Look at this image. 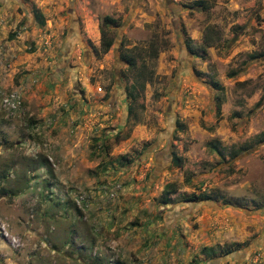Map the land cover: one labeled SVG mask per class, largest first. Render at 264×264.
<instances>
[{
	"label": "rangeland",
	"instance_id": "1",
	"mask_svg": "<svg viewBox=\"0 0 264 264\" xmlns=\"http://www.w3.org/2000/svg\"><path fill=\"white\" fill-rule=\"evenodd\" d=\"M0 264H264V0H0Z\"/></svg>",
	"mask_w": 264,
	"mask_h": 264
},
{
	"label": "trees",
	"instance_id": "2",
	"mask_svg": "<svg viewBox=\"0 0 264 264\" xmlns=\"http://www.w3.org/2000/svg\"><path fill=\"white\" fill-rule=\"evenodd\" d=\"M202 0H197V4H201ZM39 15H41L40 13H38ZM114 24L116 23V19L109 16V15H103L101 18V22H100V50L103 53H106L108 51V49L111 47L112 43H113V38L109 37L106 33V26H108L109 24ZM219 35L213 37L211 35V32L209 29H207L205 31L204 34V39L207 42V45H211L215 39H218ZM151 50L154 52V54H157V47L154 44H150ZM171 161L176 164V165H181L182 164V157L176 154H172L171 155ZM176 184L174 182H170L167 183L165 185V191L166 192H174L176 191ZM193 197H191L190 199L196 198V195H192ZM204 250H207L208 247H204Z\"/></svg>",
	"mask_w": 264,
	"mask_h": 264
}]
</instances>
